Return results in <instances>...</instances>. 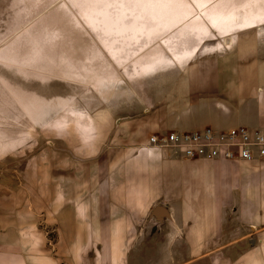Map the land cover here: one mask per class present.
Instances as JSON below:
<instances>
[{
	"label": "rangeland",
	"instance_id": "rangeland-1",
	"mask_svg": "<svg viewBox=\"0 0 264 264\" xmlns=\"http://www.w3.org/2000/svg\"><path fill=\"white\" fill-rule=\"evenodd\" d=\"M261 22L264 0H0V236L56 264H98L110 238L149 246L153 210L124 206L140 183L124 174L130 156L177 131L164 122L184 109L200 124L229 108L224 129L243 125L239 99L183 85L246 62L237 53L264 47ZM114 47L127 56L117 68L101 50Z\"/></svg>",
	"mask_w": 264,
	"mask_h": 264
},
{
	"label": "crops",
	"instance_id": "crops-1",
	"mask_svg": "<svg viewBox=\"0 0 264 264\" xmlns=\"http://www.w3.org/2000/svg\"><path fill=\"white\" fill-rule=\"evenodd\" d=\"M242 30L246 29H239ZM218 48L222 47L215 50ZM198 49L192 47L187 51L188 60L194 59ZM101 50L109 65L116 68L121 60H127V56L118 55L119 48L110 49L111 56ZM241 54L237 53L238 59L246 62L240 65L237 61L235 68L225 69L227 73H235L229 81L224 71L216 83L201 75H190L183 86L188 89L189 85L194 95L200 91L208 97H236L241 106L236 119L244 127L264 131V47H252V51ZM168 63L177 64L174 59L173 63L165 62ZM227 112L224 120L212 119L199 124L184 109L176 113L173 121L165 119L164 125L177 129L176 132H195L211 128L206 126L212 124L214 129L223 131L226 130L223 123L231 120L233 114L229 108ZM232 168L237 169L235 173L231 172ZM124 174L127 179L140 182L139 186L124 192L127 197L124 206L147 215L153 210V217L157 209L165 213L152 220L157 222L159 230L149 239V246L144 248L143 236L120 241L124 245L118 248L110 238L98 255V264H133L132 260L134 264H199L207 259L210 264H264V160H191L148 142L136 155L130 156ZM117 222L134 228L120 220ZM18 238L16 241L0 236V264H56L52 258L35 251L27 261L19 257L22 237ZM244 243L251 246L237 256L230 254L231 248Z\"/></svg>",
	"mask_w": 264,
	"mask_h": 264
},
{
	"label": "built area",
	"instance_id": "built-area-1",
	"mask_svg": "<svg viewBox=\"0 0 264 264\" xmlns=\"http://www.w3.org/2000/svg\"><path fill=\"white\" fill-rule=\"evenodd\" d=\"M150 144L191 160H264V131L244 126L228 131L211 128L195 132L174 131L165 137H152Z\"/></svg>",
	"mask_w": 264,
	"mask_h": 264
},
{
	"label": "water",
	"instance_id": "water-1",
	"mask_svg": "<svg viewBox=\"0 0 264 264\" xmlns=\"http://www.w3.org/2000/svg\"><path fill=\"white\" fill-rule=\"evenodd\" d=\"M165 212L163 211V210H161V209H157L156 210V213H155V216L159 219L160 218V216L162 215V214H164Z\"/></svg>",
	"mask_w": 264,
	"mask_h": 264
},
{
	"label": "bare ground",
	"instance_id": "bare-ground-1",
	"mask_svg": "<svg viewBox=\"0 0 264 264\" xmlns=\"http://www.w3.org/2000/svg\"><path fill=\"white\" fill-rule=\"evenodd\" d=\"M251 20H252V19H251ZM259 24L261 25V24H264V23L261 22V23H259ZM259 24H256V25H259ZM253 26H255V25H253ZM248 27H252V26H248ZM54 90H56V89H54ZM56 91H57V90H56ZM49 93H50V92H49ZM50 95H51V94H50ZM9 130H10V129H9ZM152 146H153V145H152ZM153 147H154V146H153ZM1 148H2V147H1ZM1 151H2V150H1Z\"/></svg>",
	"mask_w": 264,
	"mask_h": 264
}]
</instances>
